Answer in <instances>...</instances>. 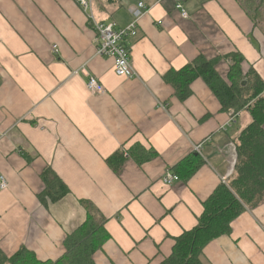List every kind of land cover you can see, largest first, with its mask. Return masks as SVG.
Instances as JSON below:
<instances>
[{"label":"crops","instance_id":"1","mask_svg":"<svg viewBox=\"0 0 264 264\" xmlns=\"http://www.w3.org/2000/svg\"><path fill=\"white\" fill-rule=\"evenodd\" d=\"M139 2L148 11L128 41L136 77L122 79L110 58L95 54L96 34L78 0H0V176L7 182L0 189V252L7 258L25 248L39 262H57L89 204L109 236L95 264H159L173 240L197 225L203 202L234 176L235 141L248 114L222 112L201 79L179 101L163 78L200 57L239 52L243 69L251 67L264 83V6L91 0V10L96 22L124 28ZM81 68L103 94L87 91L86 76L74 74ZM228 68L226 60L216 65L222 77ZM134 145L155 156L142 164L127 158L113 172L106 160ZM46 168L69 191L54 203L38 197ZM166 172L178 181L167 185ZM202 261L264 264V201L245 208L229 235L205 246Z\"/></svg>","mask_w":264,"mask_h":264},{"label":"trees","instance_id":"2","mask_svg":"<svg viewBox=\"0 0 264 264\" xmlns=\"http://www.w3.org/2000/svg\"><path fill=\"white\" fill-rule=\"evenodd\" d=\"M260 2L264 6V0ZM221 60L229 62L225 77L216 71ZM243 62L239 52L211 60L200 57L179 71L168 72L163 78L179 101L187 99L191 94L190 85L201 79L219 102L222 112H246L250 122L235 141L234 176L227 184H220L203 202L197 225L173 240L170 255L159 264H204L202 252L205 246L216 238L229 235L231 223L245 208H255L264 201V83L251 67L245 71ZM154 156L152 150L134 145L127 150L126 156L117 152L106 163L118 174L127 158L142 164ZM40 178L44 185L38 196L41 203H54L68 194L66 185L50 168H46ZM84 206L87 218L65 238V253L57 262H39L22 248L10 258L0 252V264H95L93 256L109 236L104 228L105 219L89 204Z\"/></svg>","mask_w":264,"mask_h":264},{"label":"built area","instance_id":"3","mask_svg":"<svg viewBox=\"0 0 264 264\" xmlns=\"http://www.w3.org/2000/svg\"><path fill=\"white\" fill-rule=\"evenodd\" d=\"M79 7L87 12L92 23L93 31L96 34V50L95 54L99 57H108L113 62V71L115 76L122 79H133L136 77L130 63V53L128 49V41L137 37L138 23L140 19L147 13L148 8L141 2L137 3L136 7L131 10V20L124 28L117 27L114 23L96 22L91 10V0H78ZM181 14V17L187 18L188 15L180 4L175 7ZM158 25H161L158 22ZM52 50L57 53V46H53ZM81 73L86 76V89L90 94L99 95L104 93L103 86L94 77L89 75L84 68L74 72ZM201 150V145L194 147V151L198 153ZM178 181V177L166 172L164 182L167 185ZM224 183V179H222ZM7 188V182L4 177L0 176V189Z\"/></svg>","mask_w":264,"mask_h":264}]
</instances>
